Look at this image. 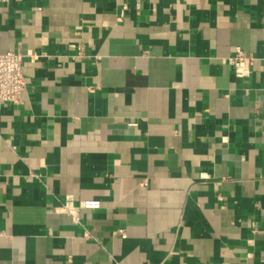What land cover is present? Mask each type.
<instances>
[{
    "label": "crops",
    "instance_id": "obj_1",
    "mask_svg": "<svg viewBox=\"0 0 264 264\" xmlns=\"http://www.w3.org/2000/svg\"><path fill=\"white\" fill-rule=\"evenodd\" d=\"M7 50L0 264H264V0H10Z\"/></svg>",
    "mask_w": 264,
    "mask_h": 264
},
{
    "label": "built area",
    "instance_id": "obj_2",
    "mask_svg": "<svg viewBox=\"0 0 264 264\" xmlns=\"http://www.w3.org/2000/svg\"><path fill=\"white\" fill-rule=\"evenodd\" d=\"M10 0H0V4ZM23 54L14 50L0 53V102L17 104L22 101V95L27 91L28 84L23 73ZM251 57L238 50L234 57L230 58L235 73L238 77H246L249 73L248 63ZM101 206L98 199L82 200L78 205L68 202L62 206V210L69 213L75 222L78 221L79 209H94ZM123 231V230H121ZM2 235V233H0Z\"/></svg>",
    "mask_w": 264,
    "mask_h": 264
}]
</instances>
